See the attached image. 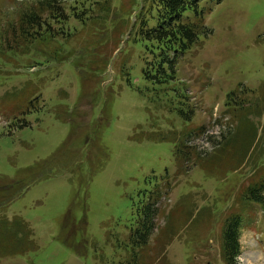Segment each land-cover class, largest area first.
Segmentation results:
<instances>
[{"label":"rangeland","instance_id":"1","mask_svg":"<svg viewBox=\"0 0 264 264\" xmlns=\"http://www.w3.org/2000/svg\"><path fill=\"white\" fill-rule=\"evenodd\" d=\"M9 2L0 0L3 53L13 43L8 23L26 10L9 7ZM198 10L211 35L178 59L176 82L170 86L186 94L188 107L180 103V108L193 109L189 127L173 109L175 96H155L153 86L142 77L153 55L148 51L150 44L140 40L138 29L142 23L155 27L156 0H111L102 40L96 37L94 41L101 44L99 48L90 42L93 38L86 35V29L74 23V39L66 44L61 37L55 40L63 53L59 60L32 65L34 71L24 61L18 72L13 63L0 58V122L13 124L12 117L20 114L18 119L30 124L19 130L0 123V176L13 179L37 161H50L55 164L52 170L60 171L31 186L6 209L8 218L19 216L30 225L38 250L9 256L0 264H137L140 258V264H226L221 251L223 222L233 216L234 207L239 208L241 192L263 167L259 160L264 158V0H200ZM185 17L190 22L194 14L186 12ZM91 29L92 34L100 31L99 26ZM92 61L97 62L95 68ZM76 63L93 82L83 85ZM232 92L234 101L228 109L226 98ZM34 100L39 110L26 115L28 102ZM60 106L65 107L67 122L55 118L54 110ZM215 107L216 117L211 118ZM233 113L238 120L227 130L225 120H233ZM98 122L100 128L93 134ZM71 123L75 134L56 161L52 156L72 131ZM218 126L223 133L221 144ZM203 127L205 133L215 130L209 149L215 141L217 154L204 165L205 174L194 167L193 159L176 169L174 144L154 140L157 134V140H163L173 133L189 145L201 136L196 134ZM252 129L257 132L254 144L247 136ZM152 131L157 134L148 136ZM87 139H95L96 146L85 144ZM101 148L108 159L89 181L90 162L100 160ZM66 160L72 163L67 170ZM79 161L83 170L72 172ZM175 172L180 175L172 179ZM166 175L169 187L162 190L148 247L143 248L129 239L131 230H137L135 212L154 187L166 184ZM185 203L191 208L188 219L181 209ZM212 206L214 220L205 214ZM255 209L251 208L237 234L236 264H264V216ZM69 210L75 222L82 217L86 222L85 234L74 236L78 250L86 237L82 255L62 241V218ZM172 231L175 236L169 240Z\"/></svg>","mask_w":264,"mask_h":264},{"label":"trees","instance_id":"2","mask_svg":"<svg viewBox=\"0 0 264 264\" xmlns=\"http://www.w3.org/2000/svg\"><path fill=\"white\" fill-rule=\"evenodd\" d=\"M9 1V4L13 5V0ZM199 1L200 0H156L157 14L155 27L147 28L145 23H142L138 29L140 40L150 44L149 49L148 47L147 49L149 53L153 55L152 61L146 62L142 69L143 79L153 86L155 96H168V93H170L171 96H175L179 105L181 103V105L186 106V108L188 107L186 103L188 102L185 96L186 94H179L170 86L176 82V65L178 59L193 48L201 46L203 39L211 35V32L203 22V12H199L198 10ZM21 9L26 10H23L18 18L9 22L7 27V31L13 42L12 47L3 53L0 45V58L2 61L11 62L16 68H20L24 61L27 63L26 66L33 67L32 65H42L61 59L63 53L60 51L61 48L59 49V45H56L55 40L61 37L62 41H66V44L69 42L68 40L74 39L75 35L72 34V32L75 31V28L71 27L74 23H79L86 29V35L93 38L92 40L89 38L91 40L90 42H93L99 48L101 44L94 41L97 40L96 37H98L100 41L102 40V36L105 32L104 24L108 22L111 14V0L30 1L28 4L24 2ZM186 12H192L194 14L193 22H189L185 17ZM100 14H103L101 17L102 20H97ZM69 17H72L74 21L70 22L71 20H68ZM92 26L94 30L99 26L100 31L92 34ZM2 33L3 30L1 31V34ZM35 60H41L42 63H38ZM96 65L97 62H91L92 68H95ZM82 68L83 66L81 64H75V70L79 74L83 85L86 82H93V77L83 73ZM234 96V92L227 95L226 108H229L231 105L230 101H234ZM33 102L34 101L28 102L25 109L26 115L32 113V111L39 110V107H36ZM237 108L239 109V107ZM231 112L234 111L231 110ZM65 114L64 106H60L54 110L55 118L61 122H67ZM193 115V109H178V116L186 123H191ZM18 117H20V114L15 117V122H13L12 125L6 127H15L21 130L30 126L25 119H18ZM73 124L71 123L72 131L67 136L63 145L52 156L56 161H59V158L63 156L65 146L72 141L73 134H75ZM99 128L98 122L93 126V134H95ZM198 129L199 128H196L195 130ZM155 133L157 134V132L152 131V134L148 136H153ZM157 139L158 134L154 140L160 142L167 141ZM94 141L96 142L95 139H91V142L87 139L85 144H89L90 147L92 145L96 146ZM174 143L176 144L174 160L176 165L181 167L183 162L188 159L191 152L183 143L177 144L176 141H174ZM90 147L86 149L91 151ZM100 151V160L94 159L90 162L91 171L89 174V181L92 176L101 171L105 161L108 159L106 150L101 148ZM79 162V164H75L72 172L77 171V173H80L83 170V161ZM66 163L68 166L65 170L70 169L72 163L69 160H66ZM51 166H55V164L52 165L50 161H37L29 167L19 170L16 177L13 179L0 176V262L9 256L23 255L27 254L29 251L30 253L36 252L37 247L33 241V232L30 226L19 216L8 218L5 212L6 209L13 202L21 198L31 186L40 181L49 179L60 172H54ZM155 190L158 191V188H155ZM156 198H159L158 193ZM155 204L156 199L151 200L144 205L142 204L135 212L138 226L136 224L137 230L134 233H131V230L129 239L133 240L134 243L141 244L142 247L147 246L146 241H148L152 230L151 223L157 214ZM234 219L236 218H232L230 221L226 222L225 229L222 232L221 251L223 252V258L226 264H236L235 259L238 257L240 250L237 238L238 222ZM170 221H173L172 217ZM85 226L86 222L83 217L79 222H75L71 210L63 217V230L66 234L64 236L65 238H67V235L72 230L74 234L78 230L81 234H85ZM85 238H82L79 250L78 247L75 249L73 247L74 245L69 243V245L73 247L72 249L78 250V255H82L85 246H87V240Z\"/></svg>","mask_w":264,"mask_h":264}]
</instances>
